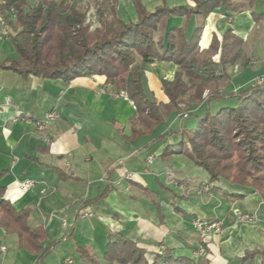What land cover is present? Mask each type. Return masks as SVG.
<instances>
[{
  "label": "crops",
  "instance_id": "0c3cea01",
  "mask_svg": "<svg viewBox=\"0 0 264 264\" xmlns=\"http://www.w3.org/2000/svg\"><path fill=\"white\" fill-rule=\"evenodd\" d=\"M119 2L121 19L134 20L132 0L124 14ZM143 4L152 11L161 2L143 0ZM256 9L263 13L256 23L249 11L227 17L221 10L201 22L200 49L207 48L212 34L220 36L227 30L244 42L248 67L229 72L226 91L264 79V0ZM183 23V19L171 22L177 27ZM16 57L9 38L0 34V63ZM143 71L146 89L165 101L160 83L173 79L176 66L152 63ZM105 86L98 76L47 80L0 69V189L15 212H27L28 226L41 227L47 234L42 244L47 253L40 258L19 248L17 236L0 228V246L5 248L0 264H45L51 253L56 264H75V259L77 264H88L79 248L106 264L105 248L117 238L134 242L145 251L147 261L163 247L195 264H264L258 258L241 262L246 252L264 251V203L257 192L223 179L211 183L214 190L203 191L200 187L210 182L205 171L183 154L163 156L167 146L180 140L181 118L176 116L170 128L161 130L163 138L135 137L129 125L135 108L125 99L99 93ZM204 107L198 105L185 116L191 118L188 128L202 117ZM48 112L57 118L40 130L37 123ZM177 120L179 129L172 131ZM25 181L33 186L22 187ZM235 211L250 215L253 222L238 224ZM195 220L219 221L220 233L200 240ZM69 237L74 243L68 242ZM62 242L69 244L64 247Z\"/></svg>",
  "mask_w": 264,
  "mask_h": 264
},
{
  "label": "trees",
  "instance_id": "16d2710c",
  "mask_svg": "<svg viewBox=\"0 0 264 264\" xmlns=\"http://www.w3.org/2000/svg\"><path fill=\"white\" fill-rule=\"evenodd\" d=\"M160 1L149 11L143 0H132L135 19L125 22L118 0H94L92 7L83 0H0V20L17 53L0 63V69L47 80L102 78L133 102L135 115L129 125L135 137L163 138L161 130L176 116H187L213 99H231V106L206 113L191 128H181L179 142L167 146L163 156L188 157L208 174V191L215 189L211 183L223 179L251 187L264 203V79L235 92L225 90L229 68L238 62L241 69L249 64L242 53L244 42L231 30L212 34L205 49L198 46L201 22L208 15L216 10L227 17L249 11L256 23L263 15L256 9L259 0H188L175 6ZM91 8L94 29L88 19ZM174 19H183V25L173 26ZM191 23L195 24L188 34ZM159 62L176 66L173 79L160 83L165 101L157 100L144 82V67ZM3 195L0 189V228L17 236L19 248L43 258L45 230L28 226L27 212H15ZM79 254L88 264H101L86 249L79 248ZM255 258L264 261V251L246 252L241 262L253 263ZM102 259L106 264H195L167 249L147 261L143 249L121 238L107 244Z\"/></svg>",
  "mask_w": 264,
  "mask_h": 264
},
{
  "label": "built area",
  "instance_id": "2783aa9c",
  "mask_svg": "<svg viewBox=\"0 0 264 264\" xmlns=\"http://www.w3.org/2000/svg\"><path fill=\"white\" fill-rule=\"evenodd\" d=\"M0 27H1V32L0 34L2 36H6V26L4 24V22L2 20H0ZM256 83H261V79H256L255 81ZM99 93H103V94H108L110 97L115 98V99H125L131 106L134 107L133 102L128 98L127 94L124 91H115L114 89H112L109 86H105L102 87L99 90ZM181 107H183V105H181ZM186 114L183 115V117H185ZM182 117V118H183ZM57 118V114L55 112H48L45 114L44 118L39 121L37 123V126L40 130H43L51 121L55 120ZM148 163H151V157H149L147 159ZM129 178V176L127 177ZM21 186L24 188H30L33 186L31 181H25L23 183H21ZM203 191H207L208 187L205 186L202 189ZM45 191V189H43L41 192ZM86 216H91V214H87ZM234 216H235V220L238 224H250L253 222V218L246 214V213H242V212H234ZM64 222H63V226H64ZM220 223L219 221H214L211 223H205L203 221L200 220H195L194 221V226L196 228V230L198 231V237L200 240L205 239L209 234H219L220 233ZM164 248L161 247L160 250H163ZM0 252L4 253L5 252V248L0 246ZM203 253V249L200 247L198 250V254H202ZM70 263V261H69Z\"/></svg>",
  "mask_w": 264,
  "mask_h": 264
},
{
  "label": "rangeland",
  "instance_id": "374dc122",
  "mask_svg": "<svg viewBox=\"0 0 264 264\" xmlns=\"http://www.w3.org/2000/svg\"><path fill=\"white\" fill-rule=\"evenodd\" d=\"M85 3H88L91 7L93 6V2H94V0H83ZM120 2H119V4L121 3V8H122V14H124V13H126V11L128 12V9H129V6H128V0H119ZM158 1H160V0H158ZM174 2H175V0H173ZM161 2V1H160ZM166 2H169V0H166ZM184 2L185 3H188V1L187 0H184ZM150 3V2H149ZM154 3L155 2H153L152 1V5H154ZM117 10H118V4H117ZM119 13V12H118ZM88 19L90 20V23H91V29H94L95 27H97V24H96V22H95V17H94V10L91 8L89 11H88ZM257 31V30H256ZM256 31H254V32H252L253 34H252V36H255L256 35ZM242 53H244L245 54V48H244V46H243V48H242ZM239 63V62H238ZM238 63L236 64V67H231V68H229V72H231V73H234L233 71H237L238 69H240V66L238 65ZM232 105V100L231 99H229V98H224V97H222V98H217V99H213L212 101H210L209 103H208V105L207 104H205V107L202 109L203 110V112H202V110L199 112V113H204L203 115H201L202 117L206 114V113H209V114H211V115H213V114H215L219 109H221V108H223V107H227V106H231ZM180 107H181V105H180ZM182 108V107H181ZM199 113H197V114H199ZM187 117V116H186ZM186 117H183V118H181V120H180V124H181V128H188L189 127V125L191 124V118L189 117V118H186ZM194 118V117H193ZM201 118V117H200ZM198 118H196L195 119V121L197 120ZM171 124V121H170V123L168 122V124H167V129L168 128H170V125ZM179 121L177 120V122H176V124H174L173 125V127L171 128V130L172 131H174V130H178L179 128ZM47 188L45 189V191H43V192H41V193H45V192H47ZM89 219V218H88ZM87 219V220H88ZM65 239H66V237H65ZM72 240V242L74 243V241H73V238L72 237H69V240H68V242L69 241H71ZM77 240H79V239H77ZM77 242V241H76ZM64 247L66 246V244H69V243H64V242H62L61 243ZM77 244V243H76ZM79 245V244H78ZM78 248V247H77ZM75 249H76V247H75ZM51 251V250H50ZM54 253V252H53ZM66 253H67V251H66ZM49 255V256H48ZM47 256H48V258H47V256L45 257V258H47L44 262H45V264H56V263H54V254H48ZM77 254L75 253V255L74 256H76ZM57 264H60V263H57ZM75 264H77V259H75Z\"/></svg>",
  "mask_w": 264,
  "mask_h": 264
}]
</instances>
